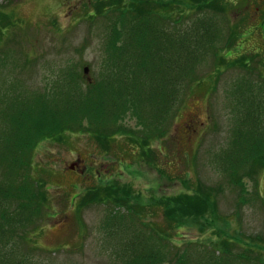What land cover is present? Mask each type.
I'll use <instances>...</instances> for the list:
<instances>
[{"label": "rangeland", "instance_id": "1", "mask_svg": "<svg viewBox=\"0 0 264 264\" xmlns=\"http://www.w3.org/2000/svg\"><path fill=\"white\" fill-rule=\"evenodd\" d=\"M217 4L221 8H215V13L225 25L223 42L217 48L223 49L218 58L207 57L200 64L199 82L186 88L171 115L165 139L152 140L153 160L143 158L132 133L126 138L118 132L115 135L119 137L110 143L73 132L58 140L37 142L30 176L39 187L45 214L30 231V244L37 249L29 255V264L118 263H114L116 255L108 249L102 233L118 206L106 200V193L112 194L110 189L129 190L138 194L139 201L155 196L162 204L163 198L192 192L198 185L212 190L215 215L223 219L219 225L222 231L196 221L184 232L174 231L179 235H174L171 244L192 241L211 245L228 231L235 242L253 244L256 252L251 254L252 260L264 264V171L255 179L257 199L253 181H247L244 192L224 165L232 131L248 125L241 103L250 93L249 81L251 87L257 86L255 97L264 106V0H220ZM101 7L102 3L94 0H0L1 92L16 81L30 90L59 87L61 74L72 67L81 74L86 66L85 80L97 79L105 70L102 45L107 19L91 13H99ZM53 94L37 97L32 121L38 129L53 116L45 113L46 105L39 109L38 105ZM124 119L130 129L136 128L129 114ZM74 160L86 172L77 175L68 171ZM245 198L248 201L242 203ZM125 210L119 208L124 214ZM162 210L161 205L152 212L142 210V224L155 223L160 230ZM226 219L229 225H225ZM229 248L238 251L236 244Z\"/></svg>", "mask_w": 264, "mask_h": 264}, {"label": "trees", "instance_id": "2", "mask_svg": "<svg viewBox=\"0 0 264 264\" xmlns=\"http://www.w3.org/2000/svg\"><path fill=\"white\" fill-rule=\"evenodd\" d=\"M94 1L102 7L99 13L93 10L91 14L107 19L102 45L105 70L97 79L87 81L83 71L80 74L72 67L61 74L59 87L30 90L16 81L1 92L0 86V264H29V255L37 249L30 244V231L39 225L45 212L39 187L31 181L30 173L38 141L58 140L73 132L102 137L110 143L119 137L115 135L118 132L126 138L132 133L137 136L143 158L153 160L152 140L165 139L171 115L186 88L199 82L200 64L207 57L218 58L223 49L217 48L223 42L225 28L224 20L215 13V8H221L217 4L220 0ZM248 87L250 93L241 103L248 125L232 131L224 165L244 192L247 181H253L259 199L255 179L264 171V106L255 97L257 86L251 87L249 81ZM51 92L55 94L38 109L46 105L45 113L53 116L38 129L32 121L37 97ZM127 114L138 127L129 128L124 119ZM110 190L112 194L106 193V200L118 206L102 233L108 249L118 257L114 255L115 264H258L251 258L256 252L253 244L235 242L228 231H223L224 237L214 240L212 246L192 241L171 244L174 235L196 221L205 228L222 231L219 225L223 219L215 215L210 188L207 191L198 185L192 192L163 198L162 204L155 196L139 201L138 194L129 190ZM247 201L241 199L242 203ZM157 205L164 213L160 230L155 223L144 226L141 220L142 210L152 212ZM119 208H126L125 214ZM203 220L209 225L205 226ZM225 222L230 224L227 219ZM235 244L236 252L229 248Z\"/></svg>", "mask_w": 264, "mask_h": 264}, {"label": "flooded vegetation", "instance_id": "3", "mask_svg": "<svg viewBox=\"0 0 264 264\" xmlns=\"http://www.w3.org/2000/svg\"><path fill=\"white\" fill-rule=\"evenodd\" d=\"M73 164H77V161L74 160V161H73ZM77 166H78V164H77ZM77 166H74V170H72V169H68V171H70V172H75L77 175L83 174V173H84V169H79ZM85 170H86V169H85Z\"/></svg>", "mask_w": 264, "mask_h": 264}]
</instances>
